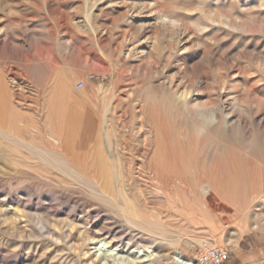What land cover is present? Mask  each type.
<instances>
[{
  "label": "rangeland",
  "instance_id": "obj_1",
  "mask_svg": "<svg viewBox=\"0 0 264 264\" xmlns=\"http://www.w3.org/2000/svg\"><path fill=\"white\" fill-rule=\"evenodd\" d=\"M225 159L214 212L196 178ZM98 240L264 264V0H0V264H97Z\"/></svg>",
  "mask_w": 264,
  "mask_h": 264
},
{
  "label": "bare ground",
  "instance_id": "obj_2",
  "mask_svg": "<svg viewBox=\"0 0 264 264\" xmlns=\"http://www.w3.org/2000/svg\"><path fill=\"white\" fill-rule=\"evenodd\" d=\"M61 84H63V83H61ZM65 84V83H64ZM63 84V85H64ZM66 93V92H65ZM61 95V94H60ZM58 97V96H57ZM61 97V96H60ZM2 112V111H1ZM127 112V111H126ZM125 112V113H126ZM138 112V111H137ZM153 113V112H152ZM141 114H142V112H141ZM160 114V113H159ZM151 116V115H150ZM155 116V115H154ZM160 116V115H159ZM157 117H158V114H157ZM154 117H152V119H153ZM158 118H160V117H158ZM156 119V118H155ZM156 121H157V123H154V125L151 127L153 130H152V132H148V134L149 135H151V137L153 138V139H155V140H157L158 141V139H160V138H166V129H165V126L163 125V123L161 122L162 120H158V119H156ZM156 121H154V122H156ZM145 122V121H144ZM146 123H144V125H145ZM142 125H143V123H142ZM60 126V125H59ZM146 126V125H145ZM144 126V127H145ZM143 127V126H142ZM150 127V126H149ZM127 128H128V126H127ZM129 128H130V126H129ZM136 128H137V126H136ZM119 129H121V128H119ZM135 129V128H134ZM144 129V128H143ZM138 130V129H137ZM139 130H140V128H139ZM120 131V130H119ZM126 131V130H125ZM124 131V132H125ZM149 131V130H148ZM122 132V131H121ZM131 132V131H130ZM60 133V132H59ZM117 133V132H116ZM146 133V132H145ZM124 134H126V133H124ZM139 134V133H138ZM137 134V135H138ZM58 135H60V134H58ZM122 135V134H121ZM134 135H136V134H134ZM136 135V136H137ZM143 135V134H142ZM141 135V136H142ZM149 135L147 136V137H149ZM70 137V136H69ZM128 137H129V135H128ZM131 137V136H130ZM143 138V137H142ZM129 139V138H128ZM140 139H141V137H140ZM150 139V138H149ZM124 140V139H123ZM119 141V140H118ZM145 141V140H144ZM151 141V140H150ZM157 141H156V143H157ZM162 141V140H161ZM124 143V142H123ZM161 143V142H160ZM172 143V142H171ZM157 144H159V143H157ZM175 144V143H174ZM184 144V143H183ZM166 145H168V144H166ZM117 146V145H116ZM175 146V145H174ZM188 146V145H187ZM117 147H119V146H117ZM126 147V146H125ZM186 149V148H185ZM191 149V148H190ZM178 150V149H177ZM143 151V150H142ZM123 152V151H122ZM152 152V151H151ZM154 153V152H153ZM156 153V152H155ZM177 153V152H176ZM179 153V152H178ZM183 153V152H182ZM173 154V153H172ZM184 154V153H183ZM133 155V154H132ZM163 155V154H162ZM120 156V155H119ZM189 157V156H188ZM141 158V157H140ZM175 158V157H174ZM165 160V159H164ZM176 160V159H175ZM151 161V160H150ZM148 162V164H151V162ZM236 161V160H235ZM103 162V161H102ZM157 162V161H156ZM166 162H168V161H166ZM124 163V162H123ZM176 163V162H175ZM75 164V163H74ZM106 164V163H105ZM119 164V163H118ZM147 164V163H146ZM155 164H157V163H155ZM162 164V163H161ZM160 164V165H161ZM231 164V163H230ZM229 164V159H225V162H224V165L221 167V166H217L215 169H213V171L211 172V173H209V174H206V175H200V174H198V177L196 178V181H197V184H198V190H199V192H200V194L201 195H203L202 196V198L201 199H203V201H204V203L206 204V206L210 209V210H213L214 212L215 211H217V210H224V211H226V212H229V208L219 199V193H221V192H224V191H226L227 189V186H226V184L228 183H226L225 182V180H226V177L228 176H230L233 172H229L230 170H232L231 169V165ZM237 164V163H236ZM104 166V165H103ZM118 166H120V165H118ZM123 166H124V164H123ZM174 166V165H173ZM130 167V166H129ZM128 167V169H130ZM137 167V166H136ZM214 167V166H213ZM234 167V169H235V171L234 172H237L238 173V171H239V168H237L238 166H233ZM186 168V167H185ZM188 168V167H187ZM139 169V168H138ZM170 169V168H169ZM156 170V169H155ZM155 170H153L154 172H155ZM165 170V169H164ZM105 171V170H104ZM104 171L102 172V173H104ZM161 171V170H160ZM240 171H241V167H240ZM239 171V172H240ZM242 171H243V169H242ZM241 171V172H242ZM92 172H94V171H92ZM130 172H131V170H130ZM137 172V171H136ZM174 172V171H173ZM172 172V173H173ZM194 172V171H193ZM95 173V172H94ZM117 173V172H116ZM132 173V172H131ZM138 173V172H137ZM191 173V172H190ZM203 173H205V172H203ZM245 173V172H244ZM109 174V173H108ZM114 174V173H113ZM133 174V173H132ZM131 174V175H132ZM196 174V173H195ZM235 173H233L232 175H234ZM98 175V174H97ZM103 175V174H102ZM144 175V174H143ZM166 175V174H165ZM132 176H134V175H132ZM164 176V175H163ZM183 176V175H182ZM103 177V176H102ZM110 177V176H109ZM112 177H114V176H112ZM131 177V176H130ZM178 177V176H177ZM107 178V177H106ZM105 178V179H106ZM132 178V177H131ZM134 178V177H133ZM110 179V178H109ZM117 179V178H116ZM142 179V178H141ZM171 179V178H170ZM193 179V178H192ZM235 179V177L233 178V180ZM112 180V179H111ZM162 181V180H161ZM132 182H134V181H132ZM157 182V181H156ZM233 182V181H232ZM104 183H105V181H104ZM112 183V182H111ZM231 183V182H230ZM237 183V182H236ZM157 184V183H156ZM175 184V183H174ZM229 184V183H228ZM145 185V184H144ZM159 185V184H158ZM162 185H164V184H161L159 187H161ZM190 185V184H189ZM189 185H187L186 183L185 184H179V187L186 193L185 195H187L188 196V202L189 201H191V202H193V199L194 198H192V194L191 193H193L192 192V189L193 188H191V187H189ZM191 185H192V183H191ZM137 186H139V185H137ZM143 186V185H142ZM151 186V185H150ZM153 186V185H152ZM168 186H169V184H168ZM149 187V186H148ZM163 187V186H162ZM192 187H193V185H192ZM195 187V186H194ZM101 188V187H100ZM131 188V187H130ZM142 188V187H141ZM155 188V187H154ZM170 188H172V187H170ZM232 188V187H231ZM234 189V188H233ZM160 190V189H159ZM164 190V189H163ZM237 191H238V189H236ZM231 191H232V189H231ZM235 193H236V191H234ZM102 193V192H101ZM226 193V192H225ZM118 194V193H117ZM105 196H107V198L109 199L110 198V200H112L111 199V197H109L108 195H106V194H104ZM226 195H227V193H226ZM237 194H234V196H236ZM121 196V195H120ZM222 196H223V194H222ZM229 196V195H228ZM233 196V197H234ZM190 197H191V199H190ZM199 197V199H200V196H198ZM232 197V198H233ZM115 198V197H114ZM221 198V197H220ZM229 198V197H228ZM234 199V198H233ZM230 200V199H229ZM237 200V199H236ZM190 203V202H189ZM198 203V202H197ZM203 203V204H204ZM192 204V203H191ZM204 204V205H205ZM229 205H230V203H229ZM203 206V205H202ZM206 207V208H207ZM156 209V208H155ZM232 209V208H231ZM199 211V210H198ZM210 212V211H209ZM211 213V212H210ZM215 214V213H214ZM125 215V214H124ZM213 215V214H212ZM213 216H215V215H213ZM218 217V216H217ZM219 218V217H218ZM222 218V217H221ZM222 220V219H221ZM224 220V219H223ZM243 231H246V229L245 228H243L242 230H241V232H243ZM93 249H94V256H95V258H96V260H97V264H140L138 261H137V259L138 258H135V257H132V258H130V257H118V256H116V253H115V249H109V248H107L106 247V242L105 241H103V240H98V241H94V244H93V247H92ZM111 248V247H110ZM136 254V253H135ZM141 256H143V258H142V260L145 258L146 259V257L148 258L149 256H151V255H149V254H146V253H144V254H142ZM164 256V255H163ZM165 258V257H164ZM172 260H174L175 262H177L178 264H191V261L189 260V259H186V258H183V257H181L180 255H178V254H176V255H174V256H172ZM144 261L145 260H143V263L142 264H147V263H144ZM162 261V260H161ZM150 264V263H149Z\"/></svg>",
  "mask_w": 264,
  "mask_h": 264
},
{
  "label": "built area",
  "instance_id": "obj_3",
  "mask_svg": "<svg viewBox=\"0 0 264 264\" xmlns=\"http://www.w3.org/2000/svg\"><path fill=\"white\" fill-rule=\"evenodd\" d=\"M82 82L78 86H82ZM230 251L224 247L212 246L208 241H201L194 246V257L191 264H223Z\"/></svg>",
  "mask_w": 264,
  "mask_h": 264
},
{
  "label": "crops",
  "instance_id": "obj_4",
  "mask_svg": "<svg viewBox=\"0 0 264 264\" xmlns=\"http://www.w3.org/2000/svg\"><path fill=\"white\" fill-rule=\"evenodd\" d=\"M230 257V253H229V256H228V258Z\"/></svg>",
  "mask_w": 264,
  "mask_h": 264
}]
</instances>
